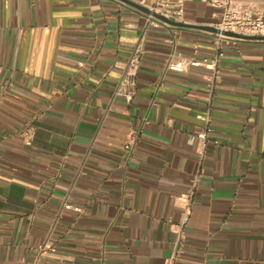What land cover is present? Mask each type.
<instances>
[{"label": "crops", "instance_id": "obj_1", "mask_svg": "<svg viewBox=\"0 0 264 264\" xmlns=\"http://www.w3.org/2000/svg\"><path fill=\"white\" fill-rule=\"evenodd\" d=\"M214 12L194 0L186 21ZM140 40L137 96L113 100ZM213 42L118 0H0V264H165L174 197L199 171L175 264H264V40L227 47L213 90L204 67L167 68ZM68 195L81 212L61 209Z\"/></svg>", "mask_w": 264, "mask_h": 264}, {"label": "built area", "instance_id": "obj_2", "mask_svg": "<svg viewBox=\"0 0 264 264\" xmlns=\"http://www.w3.org/2000/svg\"><path fill=\"white\" fill-rule=\"evenodd\" d=\"M194 0H157L156 4L149 7L152 12L162 15L163 17L185 24H190L186 21L185 10L188 3ZM215 10L212 14L217 20L209 26L218 30V33L213 35V45L215 54L213 57H197L195 55L185 54L181 51H174L169 55L167 68L176 72H184L190 67H204L210 71L208 77V85L213 90L215 82L220 75L219 62L221 56L227 47L237 45L243 39L229 37L224 35L225 32H231L244 37H261L264 38V0H200ZM172 44L171 39L166 41ZM145 53L143 40L135 46L130 55L126 67L117 81L112 92V98L123 99L130 104L137 96V77L140 65ZM204 123L205 128L201 129L196 134V140L201 147H206L208 144V133L210 124V114L199 117ZM26 143L31 144L33 132L27 131L24 133ZM138 140L137 131H132L125 144L127 149L135 146ZM217 144V142H215ZM201 172L194 174L190 181V186L184 195L175 198V202L181 208L180 217L176 222L171 224V233L173 235V251L165 264H175L176 260L181 255L187 243L188 224L190 221L192 207L195 202V193L198 187ZM63 210H73L77 213L81 209L75 207L70 202V195L66 196L61 205ZM55 225L53 226V228ZM52 228V230H53ZM44 249V248H43ZM42 249V250H43ZM8 264H44L41 260V253L31 262L25 263H8Z\"/></svg>", "mask_w": 264, "mask_h": 264}, {"label": "water", "instance_id": "obj_3", "mask_svg": "<svg viewBox=\"0 0 264 264\" xmlns=\"http://www.w3.org/2000/svg\"><path fill=\"white\" fill-rule=\"evenodd\" d=\"M126 5H129V6H132L133 8L147 14V15H151L154 19L160 21L161 23H164L168 26H172V27H178V28H196V29H200V30H206V31H209L211 33H218V30L214 27H211V26H196V25H193V24H185V23H182V22H176V21H172V20H169L165 17H163L162 15L160 14H157L155 12H152L150 8H147L145 6H141V5H138L136 3H133L129 0H118ZM224 35L226 36H229V37H234V38H239V39H243V40H264V38H261V37H244V36H240V35H237V34H234V33H231V32H225Z\"/></svg>", "mask_w": 264, "mask_h": 264}]
</instances>
